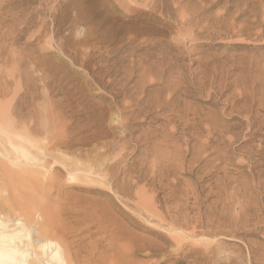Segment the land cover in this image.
Wrapping results in <instances>:
<instances>
[{
    "label": "rangeland",
    "instance_id": "1",
    "mask_svg": "<svg viewBox=\"0 0 264 264\" xmlns=\"http://www.w3.org/2000/svg\"><path fill=\"white\" fill-rule=\"evenodd\" d=\"M0 138L66 264H264V0H0Z\"/></svg>",
    "mask_w": 264,
    "mask_h": 264
},
{
    "label": "bare ground",
    "instance_id": "2",
    "mask_svg": "<svg viewBox=\"0 0 264 264\" xmlns=\"http://www.w3.org/2000/svg\"><path fill=\"white\" fill-rule=\"evenodd\" d=\"M2 129L1 131H3ZM6 132L8 131H5V133ZM10 139H12V137ZM9 140H7V142ZM12 142H14V140ZM1 148H3V146ZM24 153L26 152L24 151ZM6 167H4V164L0 162L1 170L2 168L5 170L4 173H1L5 174V177L7 178L5 187L10 191L12 190V192L8 199H2L0 202V212L8 210V213H11L12 215L13 211L17 210L21 217L20 219L14 220V218L11 219V216V218L0 216V264H66L64 258H62L63 255L60 250L61 248H59L57 244L55 245V242L53 243L51 240L46 238V234L49 233L48 218H46L44 223L40 225L39 229H41V232L37 233V239H34L32 235L33 232L31 230L32 227L29 225L30 220L33 219L31 218L32 215L35 214L33 212H39L43 215L44 213H47V206L45 205L46 202L41 199V197L47 198L46 191L41 188L44 187V185L41 182L40 183L43 186L41 184L38 185V178H35L37 182H33L34 177L31 179L32 176L24 170L22 172L20 171L21 173L13 174L10 170H6ZM5 177L3 175L2 179ZM2 179L1 181H3ZM17 183L20 185L17 186ZM21 186L23 187L22 189H25L22 190V192L20 191L21 189L19 190L18 188ZM18 190L20 193H16ZM3 191L5 190H2L1 192ZM14 191L15 194H13ZM3 195L5 194L0 195V197H3ZM6 196H8V194H6ZM44 216H46V214Z\"/></svg>",
    "mask_w": 264,
    "mask_h": 264
}]
</instances>
